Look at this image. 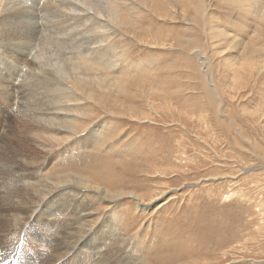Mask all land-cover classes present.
<instances>
[{
	"label": "rangeland",
	"instance_id": "1",
	"mask_svg": "<svg viewBox=\"0 0 264 264\" xmlns=\"http://www.w3.org/2000/svg\"><path fill=\"white\" fill-rule=\"evenodd\" d=\"M66 1L0 0L1 164H11L7 152L25 150L17 137L24 111L18 87L37 80L28 78L23 63L41 56L45 66L62 73L54 77L58 91L48 93L53 97L50 103L58 106L59 114L72 113L67 116L72 123L62 124L76 133L67 135L62 124L56 132L39 128L35 132L29 125L44 121L24 119L30 124H23L21 130L42 152L26 150L20 160L33 167L40 158L43 169L37 174L22 172L21 178L34 182L52 169L58 176L81 178L88 190L78 192L81 199L99 211L101 224L95 236L105 242L113 236L118 239L127 264H264V33L259 41L252 34L256 24L264 31V21L259 23L253 14L254 0H186L190 2L186 12L180 0L179 4L178 0H135L136 13L126 9L133 3L126 1L122 9L131 21L135 18L134 27L112 23L107 13L111 0H90L88 5ZM205 5V20L198 28L193 8L196 12ZM6 9L5 14L18 17L4 19ZM36 22L39 29L34 34ZM20 24L31 28L26 35L30 32L32 37L23 38L25 43L11 40L13 29L23 30ZM182 35L194 42L189 45ZM9 44L26 50L20 60H27L9 59ZM85 60L94 66H83ZM54 180L48 178L50 183ZM8 184L11 181L1 182L0 187ZM22 186L25 189L16 195L30 193L27 185ZM105 191L125 196L103 211ZM5 206L0 203V238L10 245L18 232L4 224L3 214L23 211L12 208L5 213ZM42 207L31 215L42 223L27 232L41 235L46 222L57 225L48 217V206ZM58 226H62L60 218ZM45 243L24 235L20 244L31 253L25 261L33 263L32 256L49 254ZM4 245L1 248H7ZM90 247L92 256L98 254ZM68 258L72 263V254ZM18 260L7 255L0 264H25ZM92 262L98 264L97 259Z\"/></svg>",
	"mask_w": 264,
	"mask_h": 264
},
{
	"label": "bare ground",
	"instance_id": "2",
	"mask_svg": "<svg viewBox=\"0 0 264 264\" xmlns=\"http://www.w3.org/2000/svg\"><path fill=\"white\" fill-rule=\"evenodd\" d=\"M82 1L84 2V4H87V5L90 4V0H82ZM105 1H107V0H105ZM126 1L133 2L135 0H111V1H109L108 2V6H107V13L109 15L108 18H110L112 20V23L114 22L116 25H118L120 27H124V26H130V27L133 26L134 27L135 18H132L133 21H131L130 14H126L124 12V10L122 9L126 5V4H124ZM175 1H177V0H175ZM78 2H81V1L79 0ZM180 3H181L183 11L186 12L189 9L190 2L186 1V0H180ZM60 4H61V2H60ZM71 4H73V3H71ZM99 4H100V2H99ZM178 4H179V0H178ZM253 5L255 6L254 7L255 10H253V14L258 17L259 23L263 22L264 21V1L263 2L261 1V3H258V1L254 0L253 1ZM131 6H133V7L130 8ZM137 7H138L137 4H135L133 2L132 4H129V8L126 7V9H129L131 11V13H136ZM3 8H5V7H3ZM254 8H252V9H254ZM65 9H66V7H65ZM7 10L8 9L3 10L2 16L4 17V19H6V18L15 19V17H18L17 14H15V13L5 14L4 12H6ZM77 10H79V8ZM16 11H18V10H16ZM67 11H65V12H67ZM23 12H24V10H23ZM63 12H64V10H63ZM193 12H194L193 14L195 15L194 17H195V21H196V23L195 22H193V23L198 28L202 27L203 26V22L205 20L204 16H205V13H206V5L203 8L199 9V10L197 9L196 12L194 11V8H193ZM84 16H86V15H84ZM91 19H93V18H91ZM106 19H107V17H106ZM183 20L187 22V23H185L186 25H189V20H187V17L184 18ZM0 21H2V20H0ZM56 21H58V20H56ZM59 21L61 22V20H59ZM59 21H58V23H59ZM76 21H78V20H76ZM12 22H13V20H12ZM71 22H72V19H71ZM85 22H88V21H85ZM91 22H93V21H91ZM37 23L38 22H36V24ZM72 23H74V22H72ZM16 24L19 25V23H17V22H16ZM47 24H46V26H47ZM95 24H96V22H95ZM38 25H39V23L37 24V27L35 25H33L32 26V30H31V28H29L30 26H28V25H26V26L24 25L23 30L19 29V26H18V28L13 29L11 36H14V37L11 38V40L16 42V41H20L21 39H22V41H24L23 38L26 39V37L28 39H30L32 37L30 32L28 33V36L26 35V32L31 30V32L33 31L34 34H35V31H37L39 29ZM52 25H53V23H52ZM87 25H89V24H87ZM1 26H0V30H1ZM20 26H21V24H20ZM22 26H21V28H22ZM11 27H12V24H11ZM50 27H51V25H50ZM86 27H87L86 25H85V27H83V28H85L84 30H87ZM189 30H190V28H189ZM51 32H53V31H51ZM87 33H88V31H87ZM254 33L257 35L256 41H259V40L262 39L264 31L261 29V27L259 25L256 24L254 26V28H253V33L252 34H254ZM1 34L3 35V32ZM4 34H7V33L4 32ZM23 35H25V36H23ZM57 35H58V33H57ZM87 35L89 36V33ZM82 36L83 35H81V37ZM5 37L6 36H4V38ZM181 37H183V38L187 37L186 39L189 40V42H188L189 45H190V42L191 43L194 42L193 37L184 36V35H182ZM176 38H177V35H176ZM63 40H64V38H63ZM33 41H34V38H33ZM46 41H48V40H46ZM85 41H86V39H85ZM50 42H52V41L50 40ZM24 43H25V41H24ZM45 43L49 44L48 42H45ZM45 43H44V45H45ZM69 43H70V41H69ZM69 43H67V44H69ZM27 44H29V43H27ZM56 44L58 45V43H56ZM63 44L65 45V43H63ZM24 45H26V44H24ZM8 46L9 47L6 48V49H8L9 53L7 52L6 54H7L9 59H12L13 57H17V59L20 60V59H23L24 56H26V54H25L26 50H22L21 47L13 46V45L10 46V44ZM191 46L195 47L194 45H191ZM105 47H106V45H105ZM66 48H67V46H66ZM257 48H259V47H257ZM28 49L29 48H27V50ZM70 49L73 50V48H71V47H70ZM31 51H32V49L29 50V53ZM42 52L43 51L41 50V53ZM254 52L256 53L257 50H254ZM199 55H200V53H199ZM35 56H38V55H35ZM38 57L39 58H37V57L34 58L35 60L30 59L29 61H26L27 59L26 60L24 59L27 62L26 64L23 63L25 61L22 62V60H20L29 69V73L30 74H29L28 78L29 77H33V78L37 79L35 82H31L28 85H22V86L18 87V89L21 91L20 95H19V98H20L21 102H19V103H20V107L23 108V110H24L23 113H22V115H24V116L20 115L22 119L19 118V120L21 119V121H20L21 125L19 127V131H17V134H18L17 137H19V139L23 141L22 145L24 146L25 150H22L20 153H18L15 150L12 151V153L6 151L8 155L11 154L10 155L11 159H9V161L11 160V164L7 165L4 162L3 165H2L1 162H0V183L4 182V181H7V180L11 181V183H12L10 187H8L10 184H8L6 186L8 188L4 187V189H2L0 187L1 188L0 189V203H5L6 204V206L3 207V209H4L3 211H5V213H6V212H9L12 208L14 210H22L23 211L21 215L20 214L16 215L17 213L16 214L15 213L14 214L10 213L11 215L9 213H7V215L3 214V218H4L5 222H6V223L4 222V224H6L8 228H10V229L13 228L12 230H16L18 232L17 233L18 238H16L14 236V238H16L15 241L13 239H12L13 241L9 240L10 245H4V243H2V242H4V240L2 241L3 238L1 237L2 236V232L0 233L1 234L0 237L2 238V239L0 238L1 239L0 240V259H2L4 256L8 255L12 259L18 257V259H19L18 261L19 262L21 261V259H23L25 264H93L92 261L96 260V259H97L98 264H109L110 260H115L116 264H127L126 260H125L126 251L124 249V245L120 241H117L118 239L115 240L113 238L114 237L113 236V237L110 238V241H106L107 242L106 243L103 239H101L100 236H95L96 235L95 231L99 228V226L101 224V222L98 220V218L100 219L99 211L97 209H95L94 206H92V204L88 203V201L86 199H81V196L79 195L78 192L86 193L85 191H88V190H86V187H87L86 184L87 183H85V184L82 183V179L81 178H79V177H77L75 175H72V174H68V175L67 174L66 175L63 174L64 175L63 177H62V175L58 176V174L54 173L55 170H53V169L50 172H47V173L43 174L41 178L38 177V179L35 180L34 182H27V179H29V177H27V176L25 178H21V176L23 175L22 172H28L27 174H29L30 172H36L35 174H37V171H39L40 168H42L41 167L40 158L38 160H36L35 162L33 161V163H35V165L33 167H31V165H32L31 163H27L23 159L20 160L22 158V156L25 158V156H24L25 154H23V153H25L26 150H28L27 151L28 153H32V152L41 153L42 152L38 147H34L33 144L30 142V140L27 139V136H25L23 131L21 130V126L23 124H25V123H26L25 124L26 126L29 125L30 123L28 124V122H30L29 121L30 118H32V119H40V121L41 120L44 121V124H41V125H38V126H36L37 124L34 125V126H32V124L29 125L31 127L32 131L37 132L39 130L40 131L41 130H43V131H50L51 130L52 132H56V131H59L57 129L58 125L61 126V124L64 123V121H66V122L68 121V124L72 123L70 121V119L67 117L69 115H72V113L59 114L60 111L58 112V106H55L54 104L50 103V101L53 100V97L51 95H49L48 93H52V91H58V89H57L58 82H56L54 77L62 74L60 69L57 68V67L56 68H54V67L51 68L49 66H45L44 65L45 62L43 61L41 56H38ZM12 61H14V59H12ZM21 62H20V64H21ZM88 63L90 64V66H94L92 63H90V62H88L86 60H85L83 66L87 65ZM86 70L89 71L90 69L88 68ZM209 79H211V78H209ZM208 83H210V80H209ZM50 86L53 89L51 88V90L47 91V88L50 87ZM212 87H214V85ZM210 89H212V88L210 87ZM210 89H207V90L210 91ZM213 92L215 93V91H213ZM20 107H19V109H20ZM21 111H22V109H21ZM25 111H26V114H25ZM18 115H16V118L18 117ZM58 116L63 118V120H58ZM27 118H29V119L27 120ZM24 119L27 120L28 122L23 121ZM46 123H48V124H46ZM36 128H39V130L36 129ZM61 128L69 136H72L74 134L75 130H76L72 126L67 125V127H66L63 124H62ZM57 134H58V132H57ZM5 164H6V168L4 169L3 166H5ZM19 166H22L24 168L23 169H19ZM33 168H35V169H33ZM17 177H19L21 179V181L24 180V182L18 183V179L16 181ZM48 178L55 179L54 180L55 182L54 183L53 182L50 183L48 181ZM62 178L66 179L64 181V183L63 182L62 183L58 182V179H62ZM32 181H33V179H32ZM23 184H25V185H27L29 187L30 193L22 192L21 195H16L17 190H19L21 188L25 189L22 186ZM70 189L72 190V192H70L67 195V191L70 190ZM76 191H77V194H76ZM62 192L64 193L63 194L64 197H60V196H62L61 195ZM90 192H93V191H90ZM102 194H103L102 198L104 199L103 202L107 203V206H105V208H103V211L107 210V208L111 204H113L114 202L118 201L119 199H121V198H123L125 196L124 194H121L120 192L118 194L112 195V194H109V193H107L105 191V193L102 192ZM102 194L100 193L101 196H102ZM93 195H95V194H93ZM127 195H129V194H127ZM130 196L133 197L132 195H130ZM58 198H61V199L58 200ZM133 198H135V197H133ZM64 201L67 202V204H68L67 206H65ZM45 205L48 206V208L51 210L50 212H48L49 213L48 217L51 216L50 217L51 220L54 221V222L56 221L57 225L45 221L46 222V226L42 230L43 234L39 235V234H35V233H32V232L31 233L27 232V230L30 227L34 228V226H37V225L42 223V221L39 220V219H36L35 216H31L33 214V209L37 210L39 207H42V206H45ZM1 212H2V210H1ZM45 212H47V211H45ZM40 213L42 214V212H40ZM59 213H60V216H59ZM0 216L2 217V215H0ZM58 218L61 219L62 226H58ZM58 230L61 231V233H59L60 236L58 235ZM4 231H5V229H4ZM11 231H8V234L11 233V235H12ZM5 232H7V230ZM13 232H15V231H13ZM3 234H4V232H3ZM26 234H29V235L33 236L35 239L39 238V240L41 242H43V243L46 242L45 244L48 246V250L51 253L49 252V254H48L46 252V254L42 255V256H40V254H39V256L38 255L37 256L36 255L32 256V257H34V262L33 263H29V262L25 261V260H28V255L30 256V254H31L30 252L26 251V247H22V245L20 244L21 243V238L24 235H26ZM4 236H5V234H4ZM108 239L109 238H107V240ZM1 244L6 246L7 248H1ZM90 246H94L95 247V251H97L96 253H98V254H94V256H92V250L93 249ZM79 247H85L86 250L84 252H82L81 248H79ZM75 249L80 251L79 255H77V253L74 251ZM20 250H21V254H18L20 252ZM72 250H73V252H71ZM88 252L90 254H88ZM16 254H18V255H16ZM69 254H72V260H73L74 263L73 262L70 263V260H69V262L67 261L69 259L68 258ZM10 263H11V261H10ZM18 264H21V262L18 263ZM131 264H133V263H131Z\"/></svg>",
	"mask_w": 264,
	"mask_h": 264
}]
</instances>
